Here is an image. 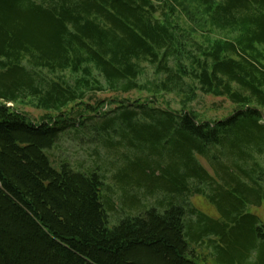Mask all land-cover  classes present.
<instances>
[{"label":"trees","instance_id":"obj_1","mask_svg":"<svg viewBox=\"0 0 264 264\" xmlns=\"http://www.w3.org/2000/svg\"><path fill=\"white\" fill-rule=\"evenodd\" d=\"M133 91L149 96L120 97ZM198 91L237 110L208 121L159 105ZM70 133L126 149L116 178L140 212L110 225L101 167L53 163ZM262 207L264 0H0V264H198L194 246L264 264Z\"/></svg>","mask_w":264,"mask_h":264},{"label":"rangeland","instance_id":"obj_2","mask_svg":"<svg viewBox=\"0 0 264 264\" xmlns=\"http://www.w3.org/2000/svg\"><path fill=\"white\" fill-rule=\"evenodd\" d=\"M216 37V35L214 36ZM149 79L153 78V72L149 70ZM114 93L105 92L97 93L94 95L96 99H111L114 97ZM149 96L147 92H137L133 91L130 93L121 94L120 97L123 99H145ZM186 100V101H185ZM92 103L94 100L91 99ZM111 102V100H110ZM15 109L28 114L35 121H40V118L46 113L45 111L34 108L31 105L21 104V103H9L8 104ZM159 105L164 108H170L171 110L183 111V110H193L198 116L199 120H219L230 116L237 110V106L232 103L226 97L214 96L211 94H203L197 92L196 98L188 101L183 95L167 94L165 96L159 97ZM114 107V106H113ZM99 152L98 153L96 152ZM126 149L121 147L116 152L107 151L103 146H96L95 144L87 143L84 141H79L75 139L73 133L62 136L55 147L48 150L47 153L53 163L57 165L62 160H69L72 166L76 169L88 171L91 168H95L96 165L101 167V172L104 176V186L103 195L104 200H111L114 208L110 211V225L116 224L123 216L127 214H137L140 212L138 209H129L130 202L125 195V189L118 182L116 174H118L119 165L121 164L122 154ZM201 163L211 172V168L208 162L199 157ZM129 194H136L141 200V204L144 206H151L156 204L157 195L155 196H144V190H135L132 187L126 188ZM128 194V195H129ZM192 204L204 212L205 214L213 217L219 218L216 208L211 205L208 200L202 195H193L190 197ZM251 210L258 214L260 218L264 221V208H251ZM195 247L196 254L198 255V264H215L212 250L206 246Z\"/></svg>","mask_w":264,"mask_h":264}]
</instances>
